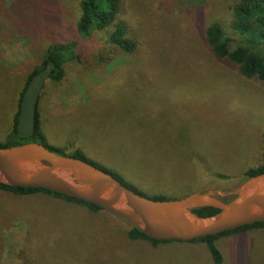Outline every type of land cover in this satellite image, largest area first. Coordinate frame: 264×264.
I'll return each instance as SVG.
<instances>
[{
	"label": "rangeland",
	"instance_id": "obj_1",
	"mask_svg": "<svg viewBox=\"0 0 264 264\" xmlns=\"http://www.w3.org/2000/svg\"><path fill=\"white\" fill-rule=\"evenodd\" d=\"M231 1L122 0L121 18L138 41L136 50L128 54L106 44L102 33L82 40L74 51L79 59L65 62L63 78L48 79L44 88L47 143L66 154L79 144L88 158L146 192L174 196L238 187V180L209 173L214 167L213 173L237 174L260 156L264 84L216 59L204 40L208 25L221 22L233 45L242 41L229 28ZM78 15V0H0V142L50 36L65 35ZM257 50L264 53L262 46ZM196 167L209 172L198 189L192 185ZM29 205L0 206V227L11 216L24 220L12 219L2 230L0 264H21L26 255L35 264H214L204 244L154 248L124 240L126 224L103 213L62 203L50 211ZM215 245L222 264H264V227Z\"/></svg>",
	"mask_w": 264,
	"mask_h": 264
},
{
	"label": "trees",
	"instance_id": "obj_2",
	"mask_svg": "<svg viewBox=\"0 0 264 264\" xmlns=\"http://www.w3.org/2000/svg\"><path fill=\"white\" fill-rule=\"evenodd\" d=\"M122 8V0H78L79 15L72 23V26L69 25L63 29L62 26H55V24L52 25L54 28L58 27L57 29H63L62 31L66 33L65 35H61L58 31V33H55L52 37L50 36L51 42L44 46L45 49L42 52L43 56L41 63L37 65L31 63L33 64V67L31 68L28 77L23 84V87L18 93L17 107L13 115L11 128L4 140L0 142V146H13L25 142H38L59 154L79 157L92 163L100 169L107 171L113 177L117 178L123 185L129 187L139 194L153 199L181 198L190 193L196 192V190L191 189L187 192L174 196L167 195L165 193L146 192L129 185L118 174L105 169L104 167L106 166L101 162H98L97 160L95 162L94 160L88 158L79 144H73L71 146L72 150H69V154L54 150L47 143L42 130L44 125V117L42 116L40 107L42 94L47 81L45 82L38 99L35 127L32 136L29 138H22L16 131L17 116L19 113L22 94L31 77L43 69L48 61H53L56 65L50 78L61 80L65 72L64 63L74 59H79V54L74 53V51L79 52L78 47L82 43V40L93 37L95 34L100 33L106 35V44L108 43L125 53L130 54L136 50L138 41L132 40L130 37L128 26L125 25L123 19L121 18ZM228 11L231 15L229 28L232 33L240 37L242 41L239 44L233 45L232 37L227 35L225 27L221 22H213L208 25L204 31V40L207 42L210 51L213 53L216 59L226 60L227 62L236 65L239 73L243 77L249 79L255 78L264 84V53H262L260 50H257L259 46L264 47V0H232L230 6L228 7ZM160 13L161 12H157L155 16L160 18ZM167 16H169L167 21L170 22V19L172 18L170 13H166L165 17ZM158 20L155 21L156 24L158 23ZM68 33L69 35H66ZM260 142L262 143L263 149L261 150L260 156L253 164L243 167L240 165L237 174H223L219 172L213 173L214 167L210 170L211 173H209L207 170H204L203 167H196L194 169L196 173V179L192 185L197 186L198 189L207 184L206 181L204 182L207 177L205 171L210 175L217 176V178L223 179L225 181L238 180L239 185L246 179L263 173L264 130L260 133ZM223 200H227V198H224ZM58 203L64 204V206L67 208L74 207L80 211H87L93 214L103 213L106 216L116 219L117 222L125 223L126 227L124 230L122 229L124 232V237L122 236V238L126 241L148 242L154 248L170 242H182L177 240H156L146 237L135 225H132L110 213H107L94 204L71 198L60 193L51 192L44 188L12 187L4 183H0V206L9 205L12 208L23 206L25 208L31 206L29 204H33L36 206L41 205L45 210L50 211L56 210ZM65 211H67V209ZM218 211V209L213 207L192 209L193 213L203 218L214 216L218 213ZM12 219L24 221L23 219L19 218V216L9 217V219H7L0 227V237L2 235V230ZM263 227L264 222H257L236 228L234 230H228L216 235H210L186 242L201 245L204 244L214 264H222L221 251L215 245V242H217L219 238ZM28 245V241L25 240L23 247L27 248ZM34 246L35 248L37 247L36 245ZM21 264H35L34 256L26 255L22 257Z\"/></svg>",
	"mask_w": 264,
	"mask_h": 264
},
{
	"label": "water",
	"instance_id": "obj_3",
	"mask_svg": "<svg viewBox=\"0 0 264 264\" xmlns=\"http://www.w3.org/2000/svg\"><path fill=\"white\" fill-rule=\"evenodd\" d=\"M55 67L48 61L22 94L16 123L22 138L34 132L38 99ZM0 183L44 188L97 205L156 240L186 242L264 222V172L228 192L197 191L181 198L153 199L82 158L59 154L38 142H25L0 146ZM201 207L219 211L203 218L192 212Z\"/></svg>",
	"mask_w": 264,
	"mask_h": 264
}]
</instances>
